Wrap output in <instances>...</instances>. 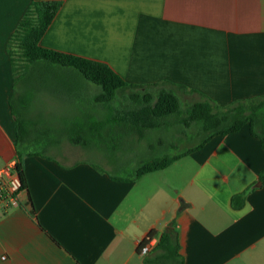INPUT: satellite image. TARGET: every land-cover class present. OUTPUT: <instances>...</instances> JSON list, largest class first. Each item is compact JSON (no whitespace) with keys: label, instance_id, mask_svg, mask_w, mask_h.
<instances>
[{"label":"crops","instance_id":"crops-1","mask_svg":"<svg viewBox=\"0 0 264 264\" xmlns=\"http://www.w3.org/2000/svg\"><path fill=\"white\" fill-rule=\"evenodd\" d=\"M32 1L0 0V168L18 161L8 42ZM59 1L46 48L106 62L129 84L183 85L221 107L264 96V0ZM91 162L23 158L28 191L0 214V264H145L169 228L185 264H264V148L248 124L134 181ZM150 235L157 245L142 254Z\"/></svg>","mask_w":264,"mask_h":264},{"label":"trees","instance_id":"trees-1","mask_svg":"<svg viewBox=\"0 0 264 264\" xmlns=\"http://www.w3.org/2000/svg\"><path fill=\"white\" fill-rule=\"evenodd\" d=\"M61 7L59 0L32 1L8 42L14 76L10 105L16 121L17 169L25 184V156L57 160L48 152L59 148L63 141L85 149L93 144L101 153L109 148L114 152L119 148L122 134L117 130H129L138 141H145L150 131L165 128L172 131V142L167 145L162 139L150 142L148 157L130 168L113 163L115 171L126 173L122 176L91 162L116 181H134L165 169L201 150L212 138L237 133L247 124L264 148V96L236 100L221 107L183 85L167 81L129 84L106 62L42 46V38ZM79 79L100 89L92 96L95 104L92 116L88 111V115L64 122L62 127L47 124L43 117L41 122L34 116L40 98L54 97L58 90L65 89L77 98ZM184 95L198 98L183 101ZM79 102L83 104L82 100ZM260 179L264 185V168ZM249 190L232 197L234 209L245 206ZM156 248L158 254L146 258L145 264H185L175 230L169 228L164 232Z\"/></svg>","mask_w":264,"mask_h":264},{"label":"rangeland","instance_id":"rangeland-1","mask_svg":"<svg viewBox=\"0 0 264 264\" xmlns=\"http://www.w3.org/2000/svg\"><path fill=\"white\" fill-rule=\"evenodd\" d=\"M79 88L76 90L78 96L77 98L73 95H69L67 90H58V94L50 98H40L41 101L37 104L34 116L42 122V117L45 118V122L49 125H54L56 127H62L64 122H72L78 117L84 115H93L95 110V104L93 102L92 96L94 93L100 89L95 86L87 84L80 79L77 80ZM183 101L185 98H198V96H182ZM82 100L83 104L79 101ZM90 107V110H88ZM117 132L122 133L120 135L119 148L113 152L111 148L104 150L102 153L94 148L92 144L91 148H82L80 146L73 145L68 141H63L59 148L50 149L48 154L53 155L56 159L64 163H73L80 160H90L102 165L108 171H115L113 168V163L119 166H126L128 168L137 165L141 159L148 157V147L150 142L157 143L159 139L164 141V144L172 142V131H167L165 128L161 130L150 131L148 135V140L138 141L135 136L129 134V130H117ZM126 132L128 134H126ZM183 145H180L182 148ZM173 150V149H172ZM106 151V152H105ZM118 175L122 176L123 171H115Z\"/></svg>","mask_w":264,"mask_h":264},{"label":"built area","instance_id":"built-area-1","mask_svg":"<svg viewBox=\"0 0 264 264\" xmlns=\"http://www.w3.org/2000/svg\"><path fill=\"white\" fill-rule=\"evenodd\" d=\"M17 163L18 161L15 160L0 168V214L19 206L28 191L27 185L17 169ZM156 245L157 241L153 237H149L140 253L147 254Z\"/></svg>","mask_w":264,"mask_h":264}]
</instances>
